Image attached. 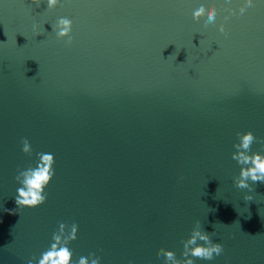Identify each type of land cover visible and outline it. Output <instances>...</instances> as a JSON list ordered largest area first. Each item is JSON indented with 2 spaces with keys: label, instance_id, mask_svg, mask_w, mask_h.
I'll return each mask as SVG.
<instances>
[{
  "label": "water",
  "instance_id": "1",
  "mask_svg": "<svg viewBox=\"0 0 264 264\" xmlns=\"http://www.w3.org/2000/svg\"><path fill=\"white\" fill-rule=\"evenodd\" d=\"M246 3L0 0V264L38 260L60 222L79 225L74 264H164L197 220L224 251L195 264H264V183L236 187L232 159L237 132L264 138V0ZM201 5L214 24L194 19ZM41 152L47 202L17 209L15 177Z\"/></svg>",
  "mask_w": 264,
  "mask_h": 264
},
{
  "label": "clouds",
  "instance_id": "2",
  "mask_svg": "<svg viewBox=\"0 0 264 264\" xmlns=\"http://www.w3.org/2000/svg\"><path fill=\"white\" fill-rule=\"evenodd\" d=\"M60 0H47L48 8L54 9L59 4ZM32 3L39 4L40 0H32ZM253 0H247V3L240 7L239 14L243 15L249 7H253ZM229 16L236 15L235 9H225ZM194 19L199 22L202 18L204 26L214 24L217 19V8L215 5L205 7L201 5L193 12ZM73 23L68 18H60L56 25V34L59 39L67 38V44L71 45ZM220 32L225 33V27L220 25ZM236 136L239 140L234 145L237 151L233 152L232 159L236 160L241 165L240 174L234 178L236 187L240 189H249L253 191L255 182L264 183V152H252V145L259 143L264 148V138H258L249 130L247 132H237ZM22 151L31 156L33 149L30 141L25 138L22 140ZM39 159L35 167H29L26 170H20L15 177L16 181L22 185L17 189L18 195L15 197L17 209L36 208L47 202L46 188L50 185L55 176L54 165L55 157L49 153H38ZM250 181L252 183H250ZM245 201H252V195H246ZM13 210V214L17 212ZM79 225L71 223L70 225L64 222L59 223L58 231L53 233L50 248L41 254L37 260L34 256L27 264H74L73 251L70 248L72 242L78 239ZM202 241L203 243H198ZM183 252L182 258H178L175 251L160 248L157 252L158 257L164 258V264H195L196 259L211 261L216 256H219L224 251V246L221 243H214L212 233L203 230L200 220L195 222V226L191 231L188 239L182 240ZM77 264H101V258L95 253H90L89 257H80ZM131 264V262H130ZM148 264H152L151 260Z\"/></svg>",
  "mask_w": 264,
  "mask_h": 264
}]
</instances>
